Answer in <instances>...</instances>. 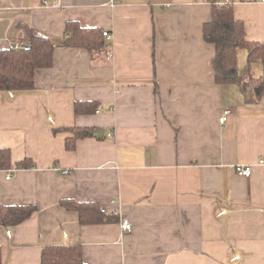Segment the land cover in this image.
<instances>
[{
  "label": "crops",
  "instance_id": "1",
  "mask_svg": "<svg viewBox=\"0 0 264 264\" xmlns=\"http://www.w3.org/2000/svg\"><path fill=\"white\" fill-rule=\"evenodd\" d=\"M228 2L247 41L263 44L264 0ZM211 18L208 0H0V50L21 48L30 28L56 43L32 90L0 91L11 156L0 209L35 208L17 225L0 220L1 264H42L52 245L81 246L86 264H264V90L250 104L238 84H218ZM68 22L110 32L104 52L65 47ZM248 65L240 48L242 80ZM81 102L98 112L76 113ZM74 128L104 135L69 150ZM27 158L34 167L18 169ZM63 201L113 219L82 225Z\"/></svg>",
  "mask_w": 264,
  "mask_h": 264
},
{
  "label": "trees",
  "instance_id": "2",
  "mask_svg": "<svg viewBox=\"0 0 264 264\" xmlns=\"http://www.w3.org/2000/svg\"><path fill=\"white\" fill-rule=\"evenodd\" d=\"M212 5L211 21L204 25V40L216 48L213 61L215 78L218 84L235 83L241 87L246 101L250 104L258 102L264 90V75L258 79L252 76L251 66L260 62L264 69V43H252L246 39L244 24L234 16L230 3ZM105 37L103 31L96 28H84L76 22L66 24V39L64 46L68 48L85 49L90 54L104 52ZM56 43L50 38L30 28L25 44L18 49L0 50V91L32 90L34 74L39 69L50 68ZM248 51V68L246 77L242 80L238 71V50ZM244 81V82H243ZM96 103H76V113L95 112ZM98 111H96L97 113ZM72 136L66 140L67 149H74L76 141L93 136V130L74 128ZM11 156L8 149H0V169L10 165ZM34 164L31 159H25L17 165L18 169H30ZM61 206L79 214L82 225L101 224L111 221L95 203H78L63 201ZM35 211L34 207H3L0 209V220L3 225H17L29 218ZM1 264V256H0ZM42 264H86L82 258L81 246L52 245L42 254Z\"/></svg>",
  "mask_w": 264,
  "mask_h": 264
},
{
  "label": "built area",
  "instance_id": "3",
  "mask_svg": "<svg viewBox=\"0 0 264 264\" xmlns=\"http://www.w3.org/2000/svg\"><path fill=\"white\" fill-rule=\"evenodd\" d=\"M226 3H229L228 0H226L225 4ZM103 36L108 40H110L112 38V34L108 31H104ZM229 113H230L229 111L225 113V115L220 119V123H222V124L225 123ZM236 171L238 172L239 175L244 176V177H251V175H252V167L251 166H238V167H236ZM12 177H13V174L8 175L9 179H11ZM121 230L124 233H128L132 230L131 223L128 219L123 220V222L121 224Z\"/></svg>",
  "mask_w": 264,
  "mask_h": 264
},
{
  "label": "water",
  "instance_id": "4",
  "mask_svg": "<svg viewBox=\"0 0 264 264\" xmlns=\"http://www.w3.org/2000/svg\"><path fill=\"white\" fill-rule=\"evenodd\" d=\"M94 136L103 137L104 131H96L93 133Z\"/></svg>",
  "mask_w": 264,
  "mask_h": 264
}]
</instances>
